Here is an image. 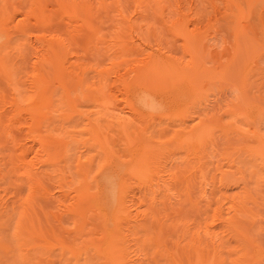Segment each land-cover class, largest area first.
I'll use <instances>...</instances> for the list:
<instances>
[{"label": "rangeland", "instance_id": "rangeland-1", "mask_svg": "<svg viewBox=\"0 0 264 264\" xmlns=\"http://www.w3.org/2000/svg\"><path fill=\"white\" fill-rule=\"evenodd\" d=\"M29 3L30 0H0V19L4 15L11 17L16 8L27 9ZM253 9L255 15H264L263 3L259 2ZM211 20L210 26L206 24L207 20L200 26L205 29L200 28L199 37L202 39L203 36L204 41H201L206 45L205 47L208 49L212 47L225 61L229 50L233 48L231 47L232 32L229 31L230 26L227 27L231 24L219 22V25L212 26L215 22ZM255 20L258 23H253L254 32L257 28L256 37L258 33L264 34V28L261 29V25L264 26V18L262 24L259 19ZM16 22L9 20L6 25L8 31L6 38L2 37L3 30L0 32V63H3L5 72L13 82L9 86L5 76L0 72V264H109L92 247L105 243L103 238L97 237L101 224L94 214L83 219L72 211L83 183L91 188L89 189L91 194L97 192L103 195L105 192L101 193V190L105 191L108 187L106 183L109 181L105 182V180L104 185L107 186L103 187L105 190L97 191L99 183L102 182H100L101 178L97 180L99 173L104 170L108 172L109 168L106 167L105 155L95 147L96 145L91 141L86 143L91 138L90 131L96 128L92 123L98 115L99 119H97H102L98 124L103 126L101 133L105 136L102 135V138L109 143L106 151L112 150L111 152H114L123 166L129 164L136 151L142 153L149 169V175L143 181L132 179L127 175L119 176L121 188L123 186L122 200L129 211L128 219L126 220L125 217L121 222L123 240L120 243L125 247L123 264H212V262L264 264V158L262 156L253 158L243 150L242 152L239 150L253 147L254 144L251 139L253 138L251 125L248 128L251 133L240 135L241 133L236 129L240 123L238 125L234 120L231 123L232 116L240 111L233 110L234 105L242 106L239 90L234 87L237 85L233 83L232 86L231 83L228 85L222 82L211 84L210 81L205 82L208 84L203 82L205 85L196 83L195 86H198L195 87L196 90L204 85L196 94L197 97L195 92L191 95L197 100L195 98L192 103L193 99L189 96L178 101L179 114L181 109L182 113L184 112L180 119L175 120L176 117L173 115L175 111L170 104L168 111L164 113V115L167 113L165 118L164 115L162 116L164 119H160L159 116H154L152 119L153 115H151V120L147 121L150 115H146L144 110L137 108L136 112L139 110L142 113L134 112L133 115V111L129 108V104L135 102L137 98L146 102L147 98L144 99L142 93L136 98L140 90L136 88L137 91H133L135 93L132 95L134 98L131 97V94L128 95L113 76H110L108 85L101 90L106 75H101L96 69L108 67L107 61L100 51L101 42L97 40L98 43H95L96 40L89 38L88 31L82 30L72 34L63 28L42 29L28 22L26 33L21 35L16 34L12 29ZM103 32L106 35L108 33L107 30ZM166 32L162 31V34L157 32L159 36L156 33L152 38L151 35L155 32L153 34L147 32L148 35L134 32L131 33L132 35L127 33V38L124 37L125 35L120 37L125 40H123L122 52L128 54L125 52L134 51L130 57L131 53L128 54L131 67L127 66L129 63H126L127 65L124 63L125 66L123 64L119 67L120 74H127L124 78L129 76V79L132 78L131 82L133 79V82H136L135 76L140 75V70L133 66L138 65V60L139 63L141 60L144 63L146 53L161 59H166L164 54H167L169 58L173 56L171 60H177V57L182 60L181 57L184 56L181 53V43L179 44L178 40H174V37ZM55 33L69 47L68 71L73 75L84 71V82L92 90L100 88V93L103 92V95L98 94L99 97H95L96 94L92 92L91 98L95 99V103L92 99L80 100L81 107H78L77 111H81L79 113H83L82 115L72 116L64 99L65 91L53 85L51 64L41 61L45 53L47 54L44 44ZM105 34H102L103 39L100 34V41L107 39ZM261 35L258 36L259 42L255 44L256 47L253 46L255 49H250L252 55L248 54L253 64L250 61L245 63L248 65L244 64L245 68L251 67V71L254 70L252 71L254 75L264 74V36ZM36 37H44V39H39L38 42L35 41ZM153 40L158 41L160 45L155 44ZM97 52H101V56ZM133 68L137 71V75ZM38 74L39 77L42 74L45 80L44 98L47 99L49 94L51 97L50 104H45L48 107L43 110L44 116L39 121L40 126L34 127L26 112L35 96L30 84L33 76ZM66 87L67 90H71L69 86ZM142 96L144 98H141ZM13 97L20 105H24L21 112H18L13 104ZM261 98L262 95L259 96L260 101H255L259 108H249L246 111L243 109V112L245 111L252 118L258 116L253 119L256 123L254 122L252 126H256L258 130L255 128L254 130L262 137L264 107L261 106L263 100ZM102 100H104L103 105L105 100L107 104L109 103L108 107L106 104L105 108L101 109L106 111L97 113L100 110L96 109L98 106L100 108V105L96 106V104ZM189 103L192 104L191 107ZM101 116L103 118H100ZM147 117L149 119H146ZM197 121H204V127L206 125V128H209L207 130L202 128L201 135L204 134L206 137H202L206 139L202 140L199 149L196 146L192 148L190 143L187 144L189 140L183 142L186 141L185 137L188 138L189 130L191 131L189 128L197 124ZM91 127L92 130L89 129ZM117 127L124 129L120 130ZM242 127L245 129L244 126ZM203 130L206 132L203 133ZM35 135L51 138L53 154L50 158L31 160L30 139ZM193 149L198 153L196 156ZM23 163H28L33 168L30 179L23 176L25 172ZM100 176L104 179L103 175ZM108 188L111 189V186ZM110 192L116 195L117 191ZM115 195L113 197L112 194L111 197L109 194L114 200ZM114 200L113 204L109 203L115 205ZM27 202L28 204L25 205ZM218 210L221 212V217H218L220 216V212H216ZM25 212L26 219L21 221ZM225 222L235 227V230L241 231L239 235ZM18 223L26 229H29V223H33L34 232L29 235L22 229L18 236L15 235L14 228ZM41 238L51 245H54V239H57L61 244L71 247L74 252L40 249L36 246L41 244ZM84 249H86L85 253ZM199 258L204 263H201Z\"/></svg>", "mask_w": 264, "mask_h": 264}, {"label": "bare ground", "instance_id": "bare-ground-1", "mask_svg": "<svg viewBox=\"0 0 264 264\" xmlns=\"http://www.w3.org/2000/svg\"><path fill=\"white\" fill-rule=\"evenodd\" d=\"M259 2L263 3L264 5V0H30L29 7L27 9L24 10L23 8L21 9V7H19L20 9L16 8L14 9L13 15L11 17L4 15L0 19V32H2L3 30L4 34L2 35V37L3 38L7 37L6 32L8 33V31L6 29V25H8L10 19L17 21L16 24H13L12 29L16 34H21V35H24L26 33L28 22L29 23L32 22L42 29L63 28L67 32L72 34L78 33L79 31L82 30L88 31L90 35L89 38L96 41L99 40V42H101L99 45L100 51L105 55L104 57L107 61L106 65L108 67H106L105 69L103 68L99 70L96 69V71L99 72L101 75L103 74L106 75L102 83L104 86L100 87L101 90L102 88L104 90V87L108 85L107 83L109 82L110 76L116 78V80L119 81L120 84L122 85L123 90H125V92H127L128 95L131 94L130 95L131 97H133L132 95L133 93H135L133 91L140 90V94H137L136 98L138 97V95L143 94L145 98L143 96L141 98L144 99L147 98L146 99L147 104H145L146 103L145 100L144 102H142L139 98L137 99L135 98L136 99L135 102H131L129 104L130 106L129 108L131 109V111H133V115L134 112H136L137 108L141 109V111L144 110L146 115L147 114L150 115V119L148 117L146 118L149 119L147 121L151 120V115H153L152 119L154 118V116L156 117L159 116L160 119H164L165 115L167 114L166 113L164 115V113L165 111L166 112L168 111L167 108L170 107L169 106L170 104L173 105L172 109L175 111L173 112V110L171 109V112H173V115H175L176 117L175 120L180 119L183 116L184 112L182 113V109H181V113L179 114L180 110H177L179 104L178 101L188 98L194 92L196 96V94H198V91L200 92L201 89L204 87V85L208 84L205 82L210 81L211 84H216V82L218 83L222 82L223 84H228V85H230L231 83L232 86L237 85L234 87L238 88L239 90L240 93L239 97H241V101H242L241 102L242 106L240 104L239 106L240 108L241 107L243 108H241L242 109L241 110L239 106H237L236 104L234 105L233 110H240V111H238V113H236L237 111L235 112L236 114L232 116L231 123H233V120L235 123H238V125L240 123L241 126L236 125L237 128L236 126L234 127L237 129L238 133H241L240 135L251 133L249 131L250 129L248 128L252 127L253 131L251 137L253 135V138L251 139L253 140L252 142L254 144L253 147H248L239 150L241 152L243 150L244 153H247L248 156L250 155V157L253 158H260V156L264 158V135L261 137L259 132L255 131L258 130L255 128L256 126L253 127L254 122L256 121L253 119H256L255 117L258 116H254V118H252L251 115L245 112L246 109L249 108H255V109L259 108V106L257 105V103H255V101L256 100L260 101L259 96L261 97V95H262L261 99H263L261 106L264 107V97H263L264 74L261 75L262 73L261 74L257 73V75H254L252 73V71L254 70L251 71L250 69L251 67H248V69L245 68L246 67L245 65H248L245 63H248L249 61L250 63H252L251 60H249L250 57L248 54L252 53L250 52V49L252 50L254 48L253 46L256 47V45L259 42L258 36L262 34V33H258V34L256 33L257 35L255 37V32H257V28H255L256 31L254 32V24L257 23V20L255 19L256 18L259 19V22H261L262 24L264 18V15L259 14L262 16V21H261V16H259L258 14L257 15L259 17L255 15L253 9L254 6ZM211 19H213V22H215V24L212 26H217L221 22H224L226 24L229 22L232 25V26L228 25L229 23L227 24L228 25L227 27L229 28L230 26L231 28V29L229 28V31L232 32L233 44H231L232 46L231 45L230 46L233 48L232 49L230 48L231 50H229V52L230 51L232 52L230 53L228 52L229 55L226 56L227 59L224 57L225 61H223L224 59H222V55L221 54L218 55L212 49V47L209 46L211 49L205 47L206 45L203 44L201 41L204 39L203 36H201L202 39L199 37L201 33L200 28L205 29L200 26H202L203 23H205L204 22L205 20H207L206 24L210 26V22L212 21ZM205 26L207 27V25ZM261 26H262L261 29H263L264 28L263 24ZM105 30L108 31L107 35L105 34V32H103ZM156 31L161 34L162 31L165 32L167 31L166 34L169 33V35L174 37V40H178L179 44L181 43V49H182L181 53L183 54L184 57H181L182 58L181 60L180 58L177 57V55H175L177 57V60L176 59L171 60L173 59L172 55L174 54H172L171 55L172 57L170 58L167 56V54H164L166 55L164 57H167L169 60H171L169 61L167 58L161 59L157 56L146 53L147 55H145L144 63L141 60L140 63H143L141 65L138 60V65L133 66L135 69L137 68L140 70L139 71L140 75H138V77L135 76L137 78L135 80L137 81L133 82L134 81L133 79L132 81L133 83H132L130 81L132 80V78L129 79L130 78L129 76H127L129 79V81H127L128 80L126 79L127 77L124 78L127 74L126 75L124 74L125 76L121 75L120 74L121 71L119 67L120 66L122 67L124 63L125 64L129 63L128 65L127 64L126 65L127 66L130 65L129 67H131L132 64H130L129 62L130 60L129 57L134 53V51L130 50L131 52L130 51L125 52L128 54L131 53L129 57L128 54H124L122 51H124L123 42L125 40L123 39L124 40L123 41L120 37H123L125 35L124 37L127 38L126 36L127 33L130 35L131 33L134 34V32H141V34L148 35L147 32H151L152 34L153 32H155L153 35H151L152 38V36L156 35L157 33ZM259 31L261 32L260 29ZM159 33H157L158 36ZM100 34L101 37L102 34H105L107 36V39L100 41L99 38ZM201 35H203V33ZM158 36L155 37L158 38ZM160 36L162 37V35ZM261 36H264V34H262ZM161 37H159L158 39H160ZM103 38L104 36L101 39ZM156 38L153 39L156 40ZM39 39L43 40L44 37L41 38L36 37L35 41L40 42ZM155 40H153L154 42H156L155 44H158L157 43L158 41ZM95 43H98V41ZM44 46L47 49V54L45 53V55L41 58V61L51 64L53 70V80H54L53 85L55 86V88L63 89L65 91L64 99L66 104L68 105V110L72 112V116L82 115L83 113L81 114L79 113L81 111H77L78 107H81L79 106V102H81L80 100H86V101L91 100L92 92L96 94L94 95L95 97L98 96V94L100 96V94H102L103 92L100 93L101 91L99 90L100 88H97L98 90L97 89L92 90L91 87L84 82L83 79L84 71L76 75H73L72 72L68 71L69 66L67 65V61H68L67 59L68 57H70L69 47L66 44V42L61 37H59V35H56V33L53 34L49 38V40L44 44ZM126 47L127 44L124 48L126 49ZM179 48L180 47H178V49ZM97 49L99 48L97 47ZM175 50L177 49L175 48ZM100 53L97 52V54ZM169 54L170 53H168V55ZM222 54L225 55V53ZM127 57L129 59H127ZM221 59L223 62L220 61ZM132 61H134V59H132ZM135 63L137 64V61ZM241 65L244 68L243 67L241 68ZM134 68L133 71L135 70ZM129 69L131 70V68ZM238 71L241 72L239 73ZM0 72L2 73V75L5 76L6 81L10 86L13 82L9 74L5 72L3 63H0ZM129 72L132 73L131 71ZM134 72H136V75L138 74L136 70ZM67 83H69V85H67ZM196 83L197 85L199 83H202L204 85L201 84L203 87L201 86V89L196 90L195 87H198L195 86ZM30 86H31L30 87L31 90L35 93V96L33 97L31 101V106L29 107L26 113L28 114V118L31 121V124L34 127L35 126L39 127L40 126L39 121L44 116L43 110L48 107L45 104L46 103L50 104L49 101L51 94H49L47 99L44 98V93H46V86L42 74H40V77L39 74L33 76V80ZM66 86H69L68 88H70L71 90H67ZM88 95L90 99H88L89 98ZM195 96L193 95L190 97L191 99H193L192 103L195 100H197L196 98L197 96L196 97ZM190 98L189 101L191 102ZM138 99L141 102H139ZM94 100L92 102H94ZM12 101L13 104L17 107L18 112H21L23 110L24 105H20L15 97H13ZM103 101L104 100L99 102L100 104L99 103L96 104V106L100 105V108L98 106V108L96 109V110H100L97 113L102 112L103 110L101 109L105 108L104 106L107 104V102L105 100L104 103L105 105H103ZM190 104L191 103H189V106L191 107L192 104L191 105ZM189 106L187 108H189ZM243 109L245 110L244 112ZM104 111H106V109H104ZM141 111L138 110L136 113ZM185 112H187L186 108H185ZM233 113L234 112H232V114ZM67 117L69 118V116ZM97 118L99 119V115L94 118L93 123L92 121H90L93 126L96 125V128L95 127L94 129L92 127L89 128L90 130L93 129V131H90V133L92 132L91 138H89L90 140H87L86 143L91 141L92 144L96 145L95 147H97L99 151L103 153V155H105V158L107 160L106 167L107 169L109 168L108 172H104L105 171L104 168H103L104 170L103 172H101L102 169L99 171L101 173H99V178H97V180L101 178L100 182L101 181L102 182L99 183L98 185L99 189L97 188V191H100L101 189H104L107 186L108 187L111 186V189L114 190V192L115 191L117 192L116 195L113 192L109 193V191L112 190L107 187L106 190L104 189L105 191L101 190V193L105 192V194H103L104 196L100 193L98 194L97 192L91 194L92 192H89L90 191L89 189L91 188H89V186L86 183H83V186L81 185V191L76 196V202L73 206L72 211L74 212V214L81 216L83 219L87 218L90 214H94L97 221L101 224V229L100 231H98L99 233H97V237H99L100 239L103 238L102 240L105 243L101 245L92 246L93 249H95L96 253L107 261L106 263L123 264L122 257L125 254V247L122 246L120 243L121 240H123L121 234V222L124 221L123 218L125 217L126 220L128 219L127 216L129 214V211L122 200L123 186L121 188V182L119 180V176L127 175L132 179L143 181L146 178V176L149 175V169L147 168L148 164L146 159L142 156V153L139 152L137 153L136 151L135 155L130 160L129 164L123 166L122 164H120V161L116 157L114 152H111L112 150L109 151L110 150L109 149L108 150L109 152H107L106 150L108 149L109 146L107 144L109 143L105 142L106 139L102 138L103 134L101 133L102 132L101 130H103L102 129L103 126L102 125L100 126L98 124L99 123L98 121L102 119L98 120ZM100 118L103 117L101 116ZM197 122L198 123L195 125L192 124L193 125L192 127L190 126L191 128L189 129H191V131L188 129L190 132L188 138L185 137L186 141L183 142H187L189 140L187 144L190 143L192 145L191 146L192 148L196 146L197 149H199L201 148L202 140L206 139L202 137L205 136L204 134L201 135L202 128H205L206 130L209 128L208 127L206 128V125L204 127L205 124L204 121H197ZM242 126H244L245 129H243ZM121 129H124V127H122ZM236 129L234 131H236ZM204 132L206 131L203 130V133ZM187 134L188 131L186 135ZM126 137L128 138L127 135ZM30 144L31 146L29 150H31L32 152L31 160H35V159L37 160V158L39 159L43 157L45 159L50 158L53 154V149L51 147V138L49 137L43 135H35L32 137V139H30ZM195 149H193V151ZM194 152L196 153V154L194 153L196 156L198 154L197 152L200 151L197 150V152L196 151ZM22 165H23L22 167L25 169L23 176L30 179L32 173L31 171H33V168L28 163H23ZM107 174L109 176H107ZM100 175H103L104 179H102V176ZM105 177L107 179H105ZM107 180L110 182V184ZM113 180H115V182ZM104 181L108 182L106 183L107 186L104 185L105 184ZM109 194H111V197L112 194L113 197L115 195V200L113 198H110ZM109 198L111 199V201H109ZM113 200L115 201V205H112ZM109 202H111L112 204ZM27 204L28 202L25 205ZM239 207H241V205H239ZM216 212L219 213L220 210ZM26 214L27 213L25 212L21 221H24L26 219ZM131 215L132 214H130V216ZM218 217H221V212H220V216ZM225 224H228V222H225ZM227 226L231 228L236 234L241 232L239 230H235V227L232 226L234 228L233 229L229 224ZM22 229L27 231V233L31 235L34 232V224L29 223V229H26L24 226L22 227L21 223H18L14 228L15 235L17 234L18 236V233L22 231ZM240 236H242V234ZM40 241L41 244L36 246L40 249H47V250L59 249L61 252L64 251L74 252V250H72L71 247L61 244L60 241H58L57 239H54L55 242L54 245L48 244V242L43 238H41ZM2 247L5 246L2 245ZM83 252L85 253L86 249H84ZM199 259L197 260L199 261ZM198 261H196V263ZM201 263L204 262L201 261ZM212 264L214 263L212 262Z\"/></svg>", "mask_w": 264, "mask_h": 264}]
</instances>
